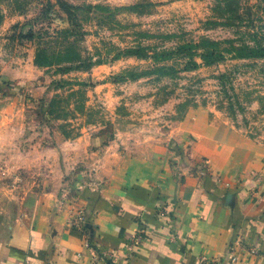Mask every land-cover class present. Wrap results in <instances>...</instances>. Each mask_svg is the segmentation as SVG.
<instances>
[{"label":"rangeland","instance_id":"374dc122","mask_svg":"<svg viewBox=\"0 0 264 264\" xmlns=\"http://www.w3.org/2000/svg\"><path fill=\"white\" fill-rule=\"evenodd\" d=\"M15 110L32 131L81 114L120 143L187 132L205 174L264 157V0H0L9 124Z\"/></svg>","mask_w":264,"mask_h":264},{"label":"crops","instance_id":"0c3cea01","mask_svg":"<svg viewBox=\"0 0 264 264\" xmlns=\"http://www.w3.org/2000/svg\"><path fill=\"white\" fill-rule=\"evenodd\" d=\"M60 113L32 131L0 111V264H264L263 156L205 174L187 132L120 143Z\"/></svg>","mask_w":264,"mask_h":264},{"label":"built area","instance_id":"2783aa9c","mask_svg":"<svg viewBox=\"0 0 264 264\" xmlns=\"http://www.w3.org/2000/svg\"><path fill=\"white\" fill-rule=\"evenodd\" d=\"M201 173H205V170ZM166 210L161 209L159 212V215L165 214ZM80 218H82V214L79 215ZM146 230L144 224L140 225L137 232L129 239V242L127 244V251L130 252V254H134L136 248L143 242V240L146 238ZM254 252V251H253Z\"/></svg>","mask_w":264,"mask_h":264}]
</instances>
